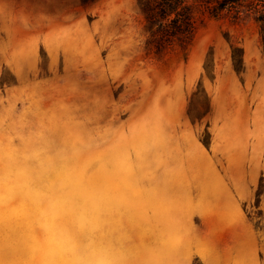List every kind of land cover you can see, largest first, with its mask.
Listing matches in <instances>:
<instances>
[{"label":"rangeland","instance_id":"374dc122","mask_svg":"<svg viewBox=\"0 0 264 264\" xmlns=\"http://www.w3.org/2000/svg\"><path fill=\"white\" fill-rule=\"evenodd\" d=\"M186 1L159 56L139 0H0V264H264L260 23Z\"/></svg>","mask_w":264,"mask_h":264},{"label":"trees","instance_id":"16d2710c","mask_svg":"<svg viewBox=\"0 0 264 264\" xmlns=\"http://www.w3.org/2000/svg\"><path fill=\"white\" fill-rule=\"evenodd\" d=\"M255 0H221L219 6L211 13L218 17L225 10H236L237 20L242 19L244 8L251 2L246 14L255 13L260 23V34L264 54V1L260 6H253ZM142 11L150 26L147 45L153 47L159 56H163L175 47L186 48L191 44L197 28L193 6L186 0H139ZM232 60L237 72L245 69L244 49L231 44ZM212 76V75H211ZM207 147L210 142L203 140ZM193 264H205L196 258Z\"/></svg>","mask_w":264,"mask_h":264}]
</instances>
